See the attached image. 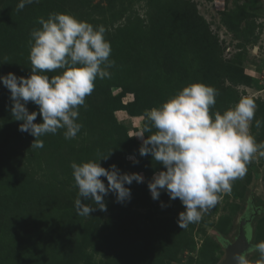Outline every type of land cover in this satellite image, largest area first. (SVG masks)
I'll return each instance as SVG.
<instances>
[{
	"label": "rangeland",
	"instance_id": "rangeland-1",
	"mask_svg": "<svg viewBox=\"0 0 264 264\" xmlns=\"http://www.w3.org/2000/svg\"><path fill=\"white\" fill-rule=\"evenodd\" d=\"M18 3L0 0V62L8 58L0 76L31 75L30 34L53 12L103 25L115 65L109 78L95 80L86 107H79L77 137L66 140L60 129L41 137L40 149L31 148L34 136L19 130L23 122L12 116L11 93L0 82V264H222L244 220L249 243L264 241L259 152L231 192L221 193L218 204L185 229L178 224L185 210L180 199L162 190L154 200L148 188L166 169L139 153L143 139L156 131L143 132L145 111L193 83L217 90L210 113L253 98L250 133L264 144V0H39L17 11ZM26 106L39 111L33 102ZM100 158L106 169L140 173L144 182L126 185L129 200L117 202L109 192L106 211L80 216L71 164ZM247 259L255 264L259 253L249 251Z\"/></svg>",
	"mask_w": 264,
	"mask_h": 264
},
{
	"label": "clouds",
	"instance_id": "clouds-1",
	"mask_svg": "<svg viewBox=\"0 0 264 264\" xmlns=\"http://www.w3.org/2000/svg\"><path fill=\"white\" fill-rule=\"evenodd\" d=\"M32 3L39 0H19L16 10ZM37 22L42 27L31 32L28 42L31 75L18 77L9 72L0 76V82L11 93L12 116L23 122L19 130L35 137L33 149L43 148L41 137L56 134L60 129L65 130L66 140L77 137L82 128L77 122L79 107H86L85 98L94 91L95 80L109 78L108 69L115 65L110 59L111 43L106 39L103 25L94 26L71 14L55 12ZM6 62L7 57L0 63ZM57 69L63 71L51 77L46 74ZM217 95L213 87L193 83L160 107L145 111L149 123L143 132L152 133L153 128L156 131L143 139L139 153L151 154L166 169L154 174L148 188L154 200L159 199L162 190L172 200L180 199L185 206L178 218L182 229L199 222L203 213L218 204L221 193L231 192L233 182L246 174L247 165L257 152L264 156L261 151L264 144H257L250 133L257 108L254 99L241 97L223 113H210ZM29 102L39 106V111L30 112L26 106ZM38 115L42 116V123L35 122ZM260 126L261 121L256 120V127ZM102 158L98 162L71 164L78 188L75 207L80 216H89L97 208L106 211L104 197L109 192L115 194L117 202L129 200L131 189L126 185L144 182L140 173H121L115 165L106 169L101 166ZM102 178H106L107 185ZM85 200L96 206L84 204ZM251 238L249 233L247 239ZM249 251L259 253L255 264H264V241L236 253V264H249Z\"/></svg>",
	"mask_w": 264,
	"mask_h": 264
},
{
	"label": "water",
	"instance_id": "water-1",
	"mask_svg": "<svg viewBox=\"0 0 264 264\" xmlns=\"http://www.w3.org/2000/svg\"><path fill=\"white\" fill-rule=\"evenodd\" d=\"M247 223L248 220L242 222L238 239L235 242L226 245V259L222 264H236L234 255L236 253H243L251 247V244L249 243L250 240L247 239Z\"/></svg>",
	"mask_w": 264,
	"mask_h": 264
}]
</instances>
